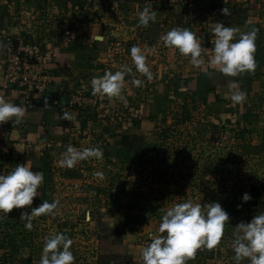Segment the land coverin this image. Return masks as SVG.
<instances>
[{"label":"rangeland","instance_id":"obj_1","mask_svg":"<svg viewBox=\"0 0 264 264\" xmlns=\"http://www.w3.org/2000/svg\"><path fill=\"white\" fill-rule=\"evenodd\" d=\"M3 5L0 3V10ZM175 6L180 13L181 9L191 13L182 12L184 20L171 21L164 27L167 32L175 27L199 32L198 23L205 15H213L215 1L195 0L183 6L172 2L169 9ZM190 20H194L192 25ZM25 22H30V17ZM128 49L110 54L113 72L119 70L118 64L123 63L119 59L125 56L133 68L122 90L125 99L84 91L82 103L70 109L73 119L66 122L69 131L61 146L46 148L50 165L46 200L59 201L55 215L34 217L32 229L25 228L27 221H21L20 214L38 207L43 202L40 196L31 206L13 209L8 216L0 214V244L9 238L14 244L13 250L6 251L5 264H39L44 238L56 233L73 240L74 264H140L141 251L150 243V236L158 234L166 209L187 201L202 206L219 202L229 214L220 244L214 249H199L187 264H235L231 247L234 227L264 212V196L242 201L250 185L264 182V52L259 56L260 75L251 88H241L237 82L246 100L234 104L229 83L237 77L221 75L214 84L209 76L199 75L205 72L194 67L190 57L175 49L168 53L160 49L155 58L146 52L153 75L148 81L135 72L131 47ZM170 64L175 66L170 68ZM133 77L143 80V86L133 87ZM194 77L195 85L191 81ZM199 77L209 79L208 96L200 94L183 106L174 98L163 113L154 110L152 114L153 104L160 106L156 104L158 95L175 92L176 82L185 87L180 91L193 93ZM205 97L204 103L201 99ZM163 128L170 129L165 141L154 136ZM69 145L99 148L103 157L81 161L73 168L62 167L59 160ZM5 158L0 154V174H9L22 164ZM96 172H102L103 179ZM241 264L250 261L245 259Z\"/></svg>","mask_w":264,"mask_h":264},{"label":"crops","instance_id":"obj_2","mask_svg":"<svg viewBox=\"0 0 264 264\" xmlns=\"http://www.w3.org/2000/svg\"><path fill=\"white\" fill-rule=\"evenodd\" d=\"M174 1L10 0L2 3L0 0L4 4L0 10V99L22 106L20 93L11 90L3 81V56L7 49L36 39L41 43L43 52H50L46 58L45 71L51 77L47 89L23 105L25 116L19 125H13L11 121L0 124V154L10 161L27 163L35 172L41 167L43 157H48L46 148L51 144L61 146L69 131L62 115L64 112L69 113L71 98L80 96L84 91L92 92L90 81L93 77H102L106 71L113 72L112 51L125 52L128 46L129 49L133 46L149 49L150 54L160 49L167 53L174 51L163 44L162 36L167 33L164 27L171 21H183L185 13H191L185 9H181L180 13L177 6L169 9ZM191 1L192 4L195 2ZM213 1V15L202 18L204 21L198 23L199 32L191 30L202 40V47L209 50L213 47L211 41L214 40L215 23L238 27L241 32H247V24L264 29V0ZM145 7L156 11V23H150L148 27L138 26V14ZM224 7L229 10L227 16L221 15ZM29 17L30 22H25ZM188 22L192 25L194 20ZM67 30L70 32L69 37L64 35ZM97 37H102V40ZM211 56V51L202 55L200 68L205 73L199 75L209 76L210 81L216 84L221 74L210 65ZM119 61L123 63L118 64V69L129 66L126 56ZM173 66L169 65L170 68ZM195 78L191 80L194 85ZM164 82L167 83L166 80ZM188 90L194 91L191 88ZM171 94L173 92L168 91L165 96ZM156 104L159 105V102ZM153 106L152 114H155L154 110L159 111V106ZM47 161L49 163V158Z\"/></svg>","mask_w":264,"mask_h":264},{"label":"clouds","instance_id":"obj_3","mask_svg":"<svg viewBox=\"0 0 264 264\" xmlns=\"http://www.w3.org/2000/svg\"><path fill=\"white\" fill-rule=\"evenodd\" d=\"M228 14L227 8L221 9V15ZM138 15V26L148 27L150 23H156L157 13L154 10L145 7ZM257 34L258 29L255 27L241 32L238 27L215 23L214 40L211 41L213 47L210 50L202 47V40L188 28H172L162 36V40L165 47L178 50L183 57H190V63L196 68L203 62L202 55L211 51L210 65L219 74L234 78L255 71ZM97 39L102 40V37ZM148 51L150 50L133 46L130 49V58L135 72L151 81L153 75L147 63ZM131 75L133 68L125 65L115 72L106 71L102 77H93L90 81L92 94L123 100L125 98L122 96V90L125 88L126 76ZM143 83L141 79H131L133 87H142ZM229 94L234 104H241L246 100V93L239 90L235 80L229 83ZM24 116L23 106L0 99V124L11 121L13 125H19ZM62 119L70 121L73 117L64 112ZM102 157L103 152L99 148L78 149L69 145L61 154L59 164L73 168L81 161ZM95 175L103 179L102 172H96ZM43 182V173L34 172L27 163L17 164L9 174H0V214L8 216L13 209L31 206L34 198L40 196L38 189ZM250 200L248 193L243 194V203ZM58 205V200H45L38 207L31 208L30 213L21 212L20 220H26L25 228L31 230L34 217L55 215ZM226 224H229V214L219 202L203 206L192 201L175 203L168 207L162 216L158 234L151 235L150 243L142 249L140 264H187L199 249H214L220 244ZM234 228L231 247L235 264H241L245 259L249 260L250 264H264V212L255 215L250 222H240ZM72 245L73 240L64 233L46 236L39 264H74Z\"/></svg>","mask_w":264,"mask_h":264},{"label":"built area","instance_id":"obj_4","mask_svg":"<svg viewBox=\"0 0 264 264\" xmlns=\"http://www.w3.org/2000/svg\"><path fill=\"white\" fill-rule=\"evenodd\" d=\"M175 3L186 5L191 0H175ZM66 37L70 36L67 30ZM41 43L32 39L25 44H20L14 49H7L4 54L3 81L11 90L21 95L20 104L26 105L32 98L40 96L51 82L50 74L45 71V62L50 52H43ZM82 103V98L77 95L71 98L69 109ZM70 113V111H69Z\"/></svg>","mask_w":264,"mask_h":264},{"label":"trees","instance_id":"obj_5","mask_svg":"<svg viewBox=\"0 0 264 264\" xmlns=\"http://www.w3.org/2000/svg\"><path fill=\"white\" fill-rule=\"evenodd\" d=\"M252 27H255L256 29H258V34H257V39H256V52H255V60H256L257 67L253 73H244L238 76L237 78H235V81L241 84V88H251L252 82L258 79L260 75L259 70L262 65L261 64L262 57H259V56L263 54L262 52H264V34L257 25H248L247 31H249ZM207 78L208 77H199V79L197 80L198 82L197 89L193 93L180 91V89L182 88V85L178 86L176 84L175 92H173V94L168 95V96L159 97V105H160L159 112L163 113L166 104L172 103L174 101V98H176L177 100H180L183 106L189 99L194 100V98H196L200 94L208 96L211 91L208 88L209 84L207 83H209V79ZM206 98L207 97L201 100L205 103L207 102ZM219 100L220 99L216 98L215 101L220 102ZM169 133H170L169 128H163L160 130L159 133H156V135L154 134V136L157 137V139H160L161 141H165L168 138ZM47 160H48V157H43L41 161V167L35 170V172H42L44 175V182L40 188V192H41V195L39 197L40 201H44L47 199V197H49L48 195H46V192L50 190V187H49V182H50V167L49 166L50 165ZM248 194L251 196V199H258L260 197H263L264 196V182L254 183L250 185L248 187ZM10 248L11 249L14 248L13 240L10 238L5 243L3 241V243L0 244V253H2V255H0V264H5L6 261H8V256H7L8 253L6 251L10 250Z\"/></svg>","mask_w":264,"mask_h":264}]
</instances>
